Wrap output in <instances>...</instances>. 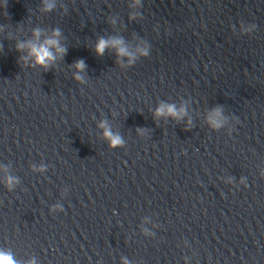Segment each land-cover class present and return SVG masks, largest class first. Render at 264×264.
I'll return each instance as SVG.
<instances>
[{
  "label": "water",
  "instance_id": "obj_1",
  "mask_svg": "<svg viewBox=\"0 0 264 264\" xmlns=\"http://www.w3.org/2000/svg\"><path fill=\"white\" fill-rule=\"evenodd\" d=\"M56 30L47 69L18 50ZM0 251L264 264V0H0Z\"/></svg>",
  "mask_w": 264,
  "mask_h": 264
},
{
  "label": "clouds",
  "instance_id": "obj_2",
  "mask_svg": "<svg viewBox=\"0 0 264 264\" xmlns=\"http://www.w3.org/2000/svg\"><path fill=\"white\" fill-rule=\"evenodd\" d=\"M137 3H139V0H136ZM55 7L54 3H47L44 11H51ZM35 37L37 39L40 36V31L37 29L34 33ZM60 35L59 30H56L53 33V38H50L46 40L43 44H37V43H29L28 45L25 44H19L18 50H22L26 46L30 49V55L33 56L36 60V63L44 68L47 69L49 66L50 62L54 61L56 59V56L53 54L51 51V48H55L56 52L60 55L63 56L65 49L60 46L59 40L57 39ZM123 41L121 39H110V40H105V39H100L96 45L95 51L97 55H103L105 50L109 47H112L116 49L117 55L120 57H124L129 55L127 52V49L122 46ZM141 55L142 56H147L148 55V49H141ZM76 69L78 71H83L85 68V64L83 61H79L75 65ZM77 80H81L80 76L76 77ZM183 114V109L180 110V112H177L175 105H164L161 104L160 107L156 110L155 115L157 117L160 116H165V115H170L173 117H179ZM221 113L219 110L214 111V113L209 117V122L210 124L215 127L219 128L221 126V121L219 120ZM101 127H105V125L102 123ZM105 137L110 140V145L115 147L119 146L123 143L121 137L119 135H114L110 129L105 128ZM13 182L12 178L9 177V184ZM0 264H18V262L13 258L11 253L7 252H2L0 251ZM31 264H35V262H31Z\"/></svg>",
  "mask_w": 264,
  "mask_h": 264
}]
</instances>
